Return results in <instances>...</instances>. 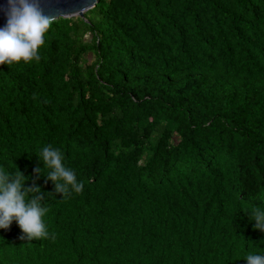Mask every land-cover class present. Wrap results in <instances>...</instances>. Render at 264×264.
<instances>
[{"label":"trees","instance_id":"1","mask_svg":"<svg viewBox=\"0 0 264 264\" xmlns=\"http://www.w3.org/2000/svg\"><path fill=\"white\" fill-rule=\"evenodd\" d=\"M0 64V166L53 192L55 239L0 264H246L264 252V0H99ZM59 147L83 190L36 173ZM47 171V169H44ZM38 177V178H37ZM51 195V194H50Z\"/></svg>","mask_w":264,"mask_h":264},{"label":"clouds","instance_id":"2","mask_svg":"<svg viewBox=\"0 0 264 264\" xmlns=\"http://www.w3.org/2000/svg\"><path fill=\"white\" fill-rule=\"evenodd\" d=\"M4 14L6 23L0 26V64L39 60V50L53 19L44 13L40 0H7ZM36 154L43 166L34 171L52 181L62 198L83 190V181L66 165L65 154L59 147L47 144ZM12 168L0 166V228L8 229L15 220L22 238L54 240L56 234L49 231L43 219L48 205L46 197L54 196L53 192L45 193L35 183L26 186L28 177L18 168L11 171ZM247 214L255 221L253 228L264 232V206L254 207ZM244 259L246 264H264V252L249 253Z\"/></svg>","mask_w":264,"mask_h":264},{"label":"water","instance_id":"3","mask_svg":"<svg viewBox=\"0 0 264 264\" xmlns=\"http://www.w3.org/2000/svg\"><path fill=\"white\" fill-rule=\"evenodd\" d=\"M98 2L99 0H40V6L53 21L60 17L86 18V12L94 8ZM6 8L7 0H0V26L6 23L4 14Z\"/></svg>","mask_w":264,"mask_h":264}]
</instances>
